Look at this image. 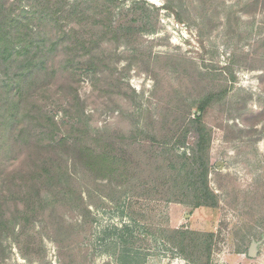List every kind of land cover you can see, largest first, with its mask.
Here are the masks:
<instances>
[{"label": "rangeland", "instance_id": "374dc122", "mask_svg": "<svg viewBox=\"0 0 264 264\" xmlns=\"http://www.w3.org/2000/svg\"><path fill=\"white\" fill-rule=\"evenodd\" d=\"M79 1L86 16L105 9L116 33L102 39L92 19L67 20L66 30L100 45L91 67L85 57L76 73L48 86L40 105L60 128L58 139L73 138L71 147L74 139L80 147L113 142L111 154L127 150L128 166L143 173L127 183L96 179L74 153L46 150L60 154L71 179L64 190L36 185L29 174L38 131L29 120V137L7 155L0 149V264H205L209 233L210 264H264V0ZM9 4L15 14L30 8L25 0ZM0 84L13 87L1 75ZM205 96H212L201 113L210 136L207 180L218 206L192 209L183 187L168 189L183 179L154 168L190 163L197 145L190 120ZM3 102L0 125L10 107ZM28 108L19 103V113ZM176 229L197 233L199 247L181 253L168 244Z\"/></svg>", "mask_w": 264, "mask_h": 264}, {"label": "trees", "instance_id": "16d2710c", "mask_svg": "<svg viewBox=\"0 0 264 264\" xmlns=\"http://www.w3.org/2000/svg\"><path fill=\"white\" fill-rule=\"evenodd\" d=\"M22 1L18 0L19 3ZM25 1L30 8L28 10L21 9L15 14L14 11H11L9 0H0V75L4 76L5 80L13 86L8 88L6 84H0V101H4L3 105L5 102L10 104L6 117L7 124L0 125V149L7 155L11 152L15 143L25 141L30 135L28 132L31 131L29 130L31 128H27V126L34 127L33 124L24 126L30 120V122H35L38 131L35 140L37 139L36 145H38L39 152L33 157L31 163L36 168H33L29 174L35 184H39L43 180L46 181L47 188L51 186H55L54 188L60 190L66 188L65 182L70 180L71 177L66 166H60L61 156L59 153L55 155L58 151L66 153V155H68V152L74 153L72 154L74 158H71V160L81 166L84 172L91 173L96 179H117L119 183H127L133 175V177L142 175L143 172L139 167L135 169L136 166H128L129 160H126L127 150L119 149L115 151L116 153L111 154V150L117 148L113 142L104 143L96 146V148L87 144L80 147L83 142L74 139L75 141L71 147L68 145V141H72L73 138L67 136L58 139L60 128L54 121L53 116L48 115L44 110L45 106L40 105L45 100L43 95L47 92L48 86H56L60 81L59 79H67L70 71L76 73L72 69L79 70L85 57H90L86 61L89 64H86L91 67L95 56L93 53L100 45L99 42L87 45L84 37H82V31L78 29L66 30L64 23L73 17L75 24L80 26V23L85 22L86 18L92 19L91 25L93 27L105 31L100 32L102 36L100 38L103 39V37H107L106 33H116L111 25L108 13L103 14L105 9L102 12L95 7L93 12L86 16V11L89 10H78L84 4L79 0L71 4L65 0L60 2H57V0ZM105 1L103 2L105 3ZM117 29L118 32L123 31L121 26ZM110 39H113V37ZM14 87L16 88L14 89ZM28 100H32V102H27ZM211 100L212 96H205L203 100L198 102L195 119L190 120L193 133L197 135V145L192 153L194 156L191 159L187 158L190 163L187 166L185 164L179 166V168L175 166H167L168 168L156 166L154 168V172L158 173L167 170L169 172V175L166 174L167 177L183 179V186L173 184L168 189H171L175 195L178 193L179 188L183 187L186 192L183 191L182 195L189 198L192 209H216L218 206L217 197L209 188L207 180L209 166L205 154L209 148L210 136L201 118V113L207 109ZM19 103H25L31 110L28 108L27 113L25 111L19 113ZM177 131V125L170 130L173 137ZM46 140L48 141L47 146L40 147L41 143ZM183 144L184 140L179 145ZM123 145H120L119 148ZM61 149H65V151L63 152ZM46 150L47 153L53 152L55 154H46ZM168 154L173 158L176 157L171 150ZM6 174L9 173L6 172ZM7 177L9 176L7 175ZM25 177L27 176L24 175L21 178L24 179ZM63 179L65 180L63 181ZM7 183L10 182L2 183L3 188L9 189ZM47 191L50 192V190ZM37 195L40 194L37 193ZM1 217L0 228L3 224V217ZM170 238L168 244H172L173 247L176 245L181 253H184L185 248L193 247L195 249L199 247L198 234L192 231L184 229L171 230ZM206 239L204 244L205 264H210L209 256L213 233H209Z\"/></svg>", "mask_w": 264, "mask_h": 264}, {"label": "water", "instance_id": "95a60500", "mask_svg": "<svg viewBox=\"0 0 264 264\" xmlns=\"http://www.w3.org/2000/svg\"><path fill=\"white\" fill-rule=\"evenodd\" d=\"M253 247H254V244H251L250 250H249V253H248L250 257L254 256V252H253L254 248Z\"/></svg>", "mask_w": 264, "mask_h": 264}]
</instances>
